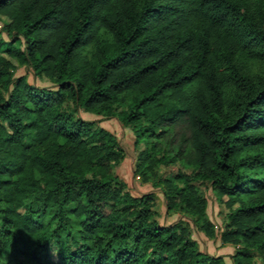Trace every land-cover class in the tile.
Returning a JSON list of instances; mask_svg holds the SVG:
<instances>
[{
	"label": "trees",
	"instance_id": "obj_1",
	"mask_svg": "<svg viewBox=\"0 0 264 264\" xmlns=\"http://www.w3.org/2000/svg\"><path fill=\"white\" fill-rule=\"evenodd\" d=\"M0 19L22 43L10 56L57 91L13 77L0 53V264H225L182 221L212 227L189 177L162 180L187 218L159 223L112 169L115 134L65 100L132 126L150 145L143 179L159 161L196 170L228 208L233 264L264 259V0H0Z\"/></svg>",
	"mask_w": 264,
	"mask_h": 264
},
{
	"label": "rangeland",
	"instance_id": "obj_2",
	"mask_svg": "<svg viewBox=\"0 0 264 264\" xmlns=\"http://www.w3.org/2000/svg\"><path fill=\"white\" fill-rule=\"evenodd\" d=\"M261 0H248L249 3L260 2ZM2 20L0 19V42L1 48L0 53L7 56L13 61L12 76L24 75L26 80L39 88H43L46 91L56 94V87L53 84L42 77L35 76L30 66L19 63L16 58L11 57L8 50L13 46L22 45L21 40L13 38L11 35L6 33L2 29ZM261 63L255 62L252 64L253 69L260 66ZM63 107L73 112L74 116L81 115L84 118L93 120V128L103 127L115 134L118 140V145L121 151V158L116 162L112 169L123 179L126 183L123 191H129L133 195H139L142 193H149L150 199L149 204L154 208L155 213L153 217L159 223H169L180 219L181 217L187 218L184 211L179 208L167 209L166 201L160 190L162 187V180L165 178H171L177 173H183L189 177L188 181L190 188L195 193L201 194L206 198L205 216L203 219L210 221L212 227L208 230L203 228L196 229L191 224V220L184 221L188 224L187 229L189 235L192 237L197 244V247L211 254H220L223 256L225 264H233L231 254L240 245L238 241L226 240L224 241L221 237L224 231V226L227 223V212L228 208L219 202L214 190L212 189L208 180L202 181L200 179L191 178L196 172L190 166L184 164L179 160L171 161H159L153 166V170L146 169L148 177L143 179L139 173L141 169V160L145 152L149 151L150 145L144 142L136 141L134 130L131 125H122L118 118L115 116H106L103 114H96L93 112L85 111L82 107H74L70 100H65L62 104ZM121 108V106H119ZM161 152L155 154L159 157ZM139 166V168H137ZM153 171V172H152ZM101 206L105 211H109L113 206L111 200H104L101 202ZM119 206V205H118ZM121 206V205H120ZM24 207L20 208L22 211ZM201 221L198 222L200 224ZM69 243L72 242V236L67 238ZM57 247L58 243L53 239L48 243V253L53 260H57ZM1 259V257H0ZM253 264H264V259L257 253L254 254Z\"/></svg>",
	"mask_w": 264,
	"mask_h": 264
}]
</instances>
